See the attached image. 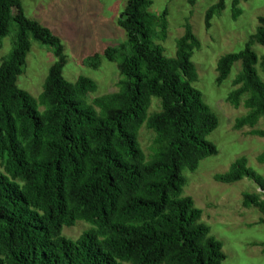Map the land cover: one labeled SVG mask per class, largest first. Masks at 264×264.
<instances>
[{
  "label": "trees",
  "instance_id": "1",
  "mask_svg": "<svg viewBox=\"0 0 264 264\" xmlns=\"http://www.w3.org/2000/svg\"><path fill=\"white\" fill-rule=\"evenodd\" d=\"M197 0H189L195 4ZM242 0H233V19ZM151 0H128L118 24L127 42L108 46L106 58L118 61V90L89 96L97 82L80 76L67 80L61 39L29 18L21 0H0V44L17 25L14 47L0 65V264H222L223 243L202 220L203 210L184 194L185 170L217 154L208 136L219 117L193 83L192 60L201 42L187 18L176 39L173 57L157 42L169 32L166 7L150 12ZM218 0L205 13V25L225 9ZM53 47L50 67L39 96L17 84L31 50L30 37ZM263 47L259 57L254 46ZM128 51V52H127ZM121 57V59H118ZM98 68L101 57L87 59ZM228 102L246 113L235 128L250 126L264 137V16L238 52L220 57L217 83L233 65ZM153 97L159 109L150 113ZM154 132L149 154L139 140L141 128ZM264 163V153L257 157ZM251 179L261 192H246L245 207L256 206L264 224V175L239 157L215 178L232 183ZM78 221L90 224L78 238L63 234ZM264 252V242L261 243Z\"/></svg>",
  "mask_w": 264,
  "mask_h": 264
},
{
  "label": "rangeland",
  "instance_id": "2",
  "mask_svg": "<svg viewBox=\"0 0 264 264\" xmlns=\"http://www.w3.org/2000/svg\"><path fill=\"white\" fill-rule=\"evenodd\" d=\"M21 1L29 18L49 27L61 39L67 57L63 69L67 80L74 82L80 76L94 79L98 89L89 96L90 101L96 96L118 90V61L108 60L105 49L127 42V33L118 24V19L128 0ZM217 1L197 0L191 4L189 0H151L149 10L159 14L166 7L169 9L167 39H157L168 57L175 55L176 39L184 33L185 21L189 19L201 42V48L195 50L192 57L198 71V78L193 85L202 92L205 102L219 117L218 127L208 136L216 144L218 152L201 160L197 170L184 171L187 178L184 194L191 196L195 205L203 210L202 220L211 227V234L223 243L226 258L222 264H264L261 245L264 242V224L259 223L263 214L256 206L245 207L243 204L244 193L261 192V189L247 177L232 183L215 178L216 174L228 172L231 165L242 156L247 158L249 167L264 175V163L257 159L264 153V137L251 134L253 128L250 126L236 129V119L247 110L243 104L236 107L227 100L233 88L232 80L240 71L241 63L236 62L227 79L221 84L217 83L220 57L245 47L256 31L258 17L264 16V0H242V14L236 20L233 19V0H225V9L212 19L211 26L207 28L206 10ZM16 30L14 22L11 32L1 40L0 65L13 50ZM30 40L31 50L17 84L37 97L43 91L49 69L57 57L53 47L32 36ZM254 49L260 57L263 47L256 44ZM94 53L101 57L98 68L87 62ZM259 71L264 79V74ZM159 106L158 99L153 97L150 113L158 110ZM263 127L261 120L254 128ZM153 138L154 132L143 126L139 140L146 154H149ZM89 227V223L78 221L74 226L64 227L63 234L76 239Z\"/></svg>",
  "mask_w": 264,
  "mask_h": 264
}]
</instances>
